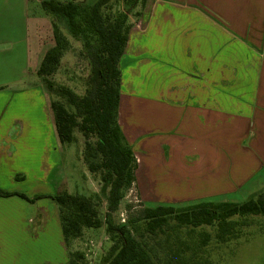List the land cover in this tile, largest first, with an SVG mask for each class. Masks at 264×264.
Here are the masks:
<instances>
[{
  "label": "crops",
  "instance_id": "1",
  "mask_svg": "<svg viewBox=\"0 0 264 264\" xmlns=\"http://www.w3.org/2000/svg\"><path fill=\"white\" fill-rule=\"evenodd\" d=\"M139 12L120 60L118 123L136 182L155 187L140 188L144 206L264 191V0H147ZM54 44L41 0H0V189L29 198L69 192L52 95L37 74ZM69 261L56 202L0 196V264Z\"/></svg>",
  "mask_w": 264,
  "mask_h": 264
},
{
  "label": "trees",
  "instance_id": "2",
  "mask_svg": "<svg viewBox=\"0 0 264 264\" xmlns=\"http://www.w3.org/2000/svg\"><path fill=\"white\" fill-rule=\"evenodd\" d=\"M120 1L124 9L118 7ZM146 1L97 0L91 5L87 0H41L42 9L51 17L55 44L46 52L37 74L49 93L56 97L51 107L61 143L74 142L77 130L85 139L83 160L87 169L99 175L108 188L107 218L101 217L98 194L85 196L59 190L54 195L29 198L23 193L0 189V196L19 195L31 202L50 197L58 205L67 246L80 238L85 229L102 228L106 223L113 244L99 264H159L162 260V264H213L209 258L195 259L201 247L209 244L211 234L204 231L199 242H191V238L181 235V229L212 226L216 228V238L227 242L238 235L235 216L264 215V191L238 203L145 207L130 221L131 227L116 224L110 218L125 193L136 183L138 160L118 123L122 89L120 60L129 39V15L139 6L144 7ZM59 18L65 20L69 32L81 40L89 65L85 92L81 95L50 79L69 45L57 22ZM147 238L158 244L149 243ZM83 258L81 252H70L68 264H79Z\"/></svg>",
  "mask_w": 264,
  "mask_h": 264
},
{
  "label": "rangeland",
  "instance_id": "3",
  "mask_svg": "<svg viewBox=\"0 0 264 264\" xmlns=\"http://www.w3.org/2000/svg\"><path fill=\"white\" fill-rule=\"evenodd\" d=\"M96 1L97 0H87V2L91 5ZM118 7L120 9L125 8L122 1H120V4H118ZM141 8L142 7L140 6L135 9V11L130 13V21L132 19H136V12L140 11ZM57 22L64 35L67 36L69 45L64 51L59 68L53 75L50 76V79L57 85H65L70 87L77 94H84L86 86L85 82L87 76L89 75V65L85 56L83 55V45L81 40L74 37L69 32L65 20L59 18ZM19 34L22 35L23 30H20ZM17 66L19 68V72L21 73L24 66V59L21 54L17 56ZM29 75L26 76L25 81L27 83L31 80ZM55 98V95H52V100ZM153 124L154 123L151 122L152 127ZM76 136L77 139L74 142L66 143L61 148L63 166L62 172H64L67 177V188L70 193H79L85 196L91 195V188L96 189V193L99 195L100 199L101 217L105 220L107 218L108 208V188L100 180L99 175L89 173L83 160L85 139L78 130L76 131ZM44 138L45 137L36 138L38 146L42 147L44 144L43 141L39 142L38 139L43 140ZM138 183L136 182L133 187L125 193L117 210L110 214V218L114 223L131 227L130 221L136 219L140 211L145 208L144 201L140 195V188L142 189L143 193H145V189H148L149 194L155 195V187L153 185L147 186L145 184L146 182H144V180L140 177H138ZM38 188L43 189L47 188V186L45 184H41L38 185ZM239 197L242 199L238 198L234 201H244L243 196ZM212 201L217 202L219 200ZM155 203L156 202H148V205L153 207ZM184 204H188V202ZM233 219L238 221V235L227 242H221L216 238V228L212 226L197 227L194 229H192V226H190L183 227L181 229V235L191 238V242H199L201 239V233L204 231L211 234V240L209 244L201 247L200 252L197 256H195L196 260H204L205 258H209L213 264H264V215H249L247 217L235 216ZM90 240L95 242V247H93V253L87 258L85 254L90 248V246H88ZM148 241L151 244L157 243L150 239ZM72 242L74 245H71ZM72 242L68 246L70 248V252H81L84 255V258L79 262L81 264H99L101 258L109 253L113 244L112 239L106 231V223H104L102 228L85 229L83 235L77 239V244L74 242V240ZM159 250L160 253L163 254L162 247H160ZM162 263H164V260L159 262V264Z\"/></svg>",
  "mask_w": 264,
  "mask_h": 264
},
{
  "label": "built area",
  "instance_id": "4",
  "mask_svg": "<svg viewBox=\"0 0 264 264\" xmlns=\"http://www.w3.org/2000/svg\"><path fill=\"white\" fill-rule=\"evenodd\" d=\"M88 246H90V248L88 249V251L86 252V257L88 258L90 254L93 253V247H95V242H93L92 240H90Z\"/></svg>",
  "mask_w": 264,
  "mask_h": 264
}]
</instances>
